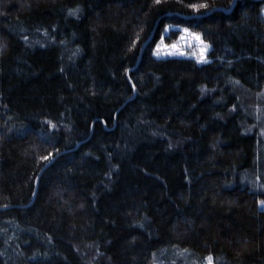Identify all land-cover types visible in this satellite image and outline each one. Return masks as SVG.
Listing matches in <instances>:
<instances>
[{
  "label": "trees",
  "instance_id": "trees-1",
  "mask_svg": "<svg viewBox=\"0 0 264 264\" xmlns=\"http://www.w3.org/2000/svg\"><path fill=\"white\" fill-rule=\"evenodd\" d=\"M263 9L0 0V264H264V211L240 219L211 186L264 201ZM169 25L210 61L154 57ZM203 221L258 245H211Z\"/></svg>",
  "mask_w": 264,
  "mask_h": 264
},
{
  "label": "rangeland",
  "instance_id": "rangeland-1",
  "mask_svg": "<svg viewBox=\"0 0 264 264\" xmlns=\"http://www.w3.org/2000/svg\"><path fill=\"white\" fill-rule=\"evenodd\" d=\"M171 30H181V34L175 42L167 44L164 40V37L169 35ZM210 48V45H208V43H206L202 39L201 35L193 33L186 28L169 25L166 27L162 38L157 42L153 52V56L160 59H194L199 64H205L210 61L208 58ZM261 104L263 105L264 101ZM263 116L264 114H262V117ZM211 142L215 154H222L228 157L234 156L236 154L235 149L222 148L219 146L218 136L216 133L211 134ZM211 186L213 188V200L218 203H227L237 206L239 210L238 217L240 219H246L253 210L264 211V201H260L252 197L247 191H240L237 195L225 194L219 189L218 178L212 179ZM194 226L198 230L204 241L208 242L211 245L224 246L236 254L252 250L258 245L259 242V238L256 235H250L239 242L231 243L230 241L225 240L219 235V232L217 230V221L195 222ZM203 264H214L212 257L206 258Z\"/></svg>",
  "mask_w": 264,
  "mask_h": 264
},
{
  "label": "water",
  "instance_id": "water-1",
  "mask_svg": "<svg viewBox=\"0 0 264 264\" xmlns=\"http://www.w3.org/2000/svg\"><path fill=\"white\" fill-rule=\"evenodd\" d=\"M237 1V0H236ZM235 4H236V2H235ZM235 4H234V6H235ZM193 17H196V16H193ZM151 39L152 38H150L146 43H145V45H144V47H143V50L146 48V46L148 45V43L151 41ZM143 50H142V52H143ZM141 59V56H140V58H139V60ZM139 63V62H138ZM138 65V64H137Z\"/></svg>",
  "mask_w": 264,
  "mask_h": 264
},
{
  "label": "snow or ice",
  "instance_id": "snow-or-ice-1",
  "mask_svg": "<svg viewBox=\"0 0 264 264\" xmlns=\"http://www.w3.org/2000/svg\"><path fill=\"white\" fill-rule=\"evenodd\" d=\"M198 39V38H197Z\"/></svg>",
  "mask_w": 264,
  "mask_h": 264
}]
</instances>
